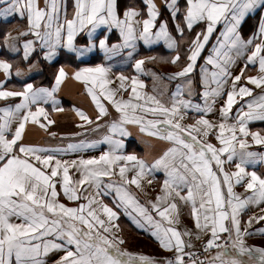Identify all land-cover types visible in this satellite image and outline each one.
<instances>
[{
  "label": "snow or ice",
  "instance_id": "1",
  "mask_svg": "<svg viewBox=\"0 0 264 264\" xmlns=\"http://www.w3.org/2000/svg\"><path fill=\"white\" fill-rule=\"evenodd\" d=\"M71 3L73 10L69 18V0H43V6L37 0H0V18L6 20L18 14L21 19H27L26 29L17 36L6 34L5 45L10 53L20 52L17 41L24 36L32 38L21 41L23 61H29L39 47L43 59L49 63L54 62L60 49L80 61L98 48L105 60H111L121 54L132 58L138 42L152 46L163 41L167 49L176 53L170 62L178 64L182 59L179 47L184 42L186 30L191 33L199 22H206V28L195 32L187 43L184 65L167 77L181 80L171 93L169 104L156 95L143 92L145 83L138 75L129 77L117 73L120 89L126 90L130 80L131 91L128 99H116V90L107 87L112 83L109 79L111 66L97 63L76 70L73 78L84 83L98 110L95 120L100 121L108 114L100 97L109 101L119 116L107 124L96 123L95 130L107 128L101 141L81 140L69 143L66 148L23 142L28 123L42 129L54 123L48 119L43 105L50 103L53 111L63 110L56 93L68 77L65 67L56 69L51 87H37L27 82L20 90H14L8 86L13 63L0 59V71L4 76L0 79V100L20 98L18 103L0 107V264H46L45 257L53 251L63 252L53 264H156L152 257L121 248L125 241L116 235L119 226L112 224L118 219V212L99 199L111 192L115 193L113 199L117 208L132 216L138 227L150 226L151 235L162 248L174 249V259H166L164 264H264V247L247 245L245 240L257 233L264 235V228L255 232L250 230L253 223L264 221V209H261L262 214L249 216L247 223L241 226V213L247 206L264 203V176L247 169L248 165L255 167L257 163H264V153L250 150L246 139L251 136L252 144L264 145V135L250 131L248 127L250 122H264V11L249 38L244 39L240 31L247 14L264 9V0H184L183 8L180 0H165V8L180 39L169 30L167 20L158 23L160 9L154 0H144L146 18L143 19H140L141 11L131 3L121 8L120 0H71ZM221 21L225 22V28L205 58V65L200 67L202 102L196 103L192 99V76L202 50ZM100 28L105 29V34L97 38ZM113 31L116 39L109 43ZM78 35L85 38L84 44L77 43ZM250 47L252 50L246 56L245 66L239 74L233 75L232 65ZM154 59L155 56L135 59L132 68L137 74H147L145 61ZM249 63H258V75H244ZM208 65H211V71ZM33 66L29 64L27 70L16 67L15 76H24ZM152 76L155 81L158 74L152 73ZM229 80L230 88L227 87ZM242 80L255 85L260 93L253 96L252 88L239 83ZM226 88L218 122L207 119V114L214 111L217 99L223 98ZM153 90H156L155 84ZM244 97L249 99L244 100ZM238 101L240 107L233 117V105ZM73 110L84 123H93L81 109ZM189 111L198 115L194 123L185 125L182 121ZM138 112L162 119H148ZM40 117H44L46 123ZM127 125L138 126L141 133L171 142V146L151 163L135 153H124L122 137L131 135ZM210 133L215 134L220 147L207 142ZM97 143L109 145L98 157L67 161L55 155L80 152L94 148ZM233 162L235 171H226L225 164ZM70 167L80 173L78 180L73 181ZM158 170L163 171L165 178L161 193L157 194L155 201L149 202L151 208L168 225H174L179 222L176 198L190 205V214L198 230L196 238L199 239L202 233H210L204 250L217 249L213 256L200 260L196 253L186 252L185 248L192 245L181 238L182 233L174 226L166 227L155 220L149 209L140 204L126 187L135 185L139 188L146 176H153ZM129 173H132L130 177ZM117 174L119 181L109 179L105 182L103 179ZM245 180V190L250 194L241 196L234 191V185ZM58 182L68 200L78 201L82 193L88 192L82 197L87 202L79 203L78 207L59 202ZM74 185L84 187L78 191ZM101 212L107 219L101 218ZM222 233L227 236L222 238ZM183 235L191 236L192 233L185 230ZM222 240L225 242H220Z\"/></svg>",
  "mask_w": 264,
  "mask_h": 264
},
{
  "label": "crops",
  "instance_id": "2",
  "mask_svg": "<svg viewBox=\"0 0 264 264\" xmlns=\"http://www.w3.org/2000/svg\"><path fill=\"white\" fill-rule=\"evenodd\" d=\"M157 7L160 9L159 20H167L169 30L172 32L174 36H177L174 30V21L170 17L169 11L165 8V0H154ZM37 3L40 6H43V0H37ZM131 3L132 6L136 7L141 11L142 15L140 19L146 18V6L144 0H120V6L123 8L124 4ZM181 7H184V0H180ZM2 7V5H0ZM72 3L69 0L68 7V15L71 18L72 14ZM264 9L257 10L254 12H250L246 15L244 21L242 22V27L240 29L241 35L244 39L249 38L253 32L256 30L259 22V16ZM180 18L182 19V13ZM157 23V26H158ZM27 27V19L26 17L21 19L18 14L7 18L6 20L0 18V59H7L11 63H13V75L11 79L8 80V86L14 90H20L24 83L31 82L37 87H51L54 82V72L59 66H64L66 72H68V77L62 82L58 92L56 93L57 99L59 101V106L63 109L62 111L56 112L52 110V105L45 104L43 105L48 112V119H52L54 121L53 124L48 125L46 129L40 128L36 124L28 123L26 125L25 133L23 134V142L27 144L39 145L41 147H49V148H66L69 143H76L81 140L91 142V141H101L103 135L107 133L106 127H101L98 130H95L96 123L107 124L109 121L118 118L119 114L115 111L112 104L100 97L101 103L105 105L108 110V114L103 116L100 121H96L95 117L98 114V110L96 109L94 103L91 100V97L88 95L84 83L81 81H77L73 78V73L78 70L80 67L85 66H94L97 63H104L106 65L111 66V73L109 79H111L112 83L107 85V87L116 90V99H128L130 88V80L127 82L129 87L126 90L120 89L119 81L117 78V73H123L129 77L133 75H138L140 80H143L145 83L143 92L148 94L156 95L158 99H160L165 104L170 103L171 93L176 90V86L181 82L180 79L169 80L167 79L172 73L180 70V68L185 63V52L187 49V43L191 38L195 36V32L201 31V29L206 28V22H199L194 26L191 33H188L186 30V34L184 37V42L180 44L179 51L181 53L182 59L178 64H172L170 62V58L172 55H175V51H171L167 49L166 45L163 41H158L152 46H145L142 42H138V47L132 58H128L126 55L121 54L114 57L111 60H105L103 53L99 51V49H95L93 52L89 53L88 56L82 58V60L78 61L72 54H66L65 50L60 49L57 57L54 58L53 63H49L48 61L43 59V51L37 47L33 54L31 55L29 61L25 62L22 59V44L21 41L24 39H30L31 36L20 37L17 41L18 46L20 47V52L17 54H11L5 45V36L9 34L12 37L17 36V33L25 30ZM225 28V22L221 21L217 24L214 29L212 35L210 36L209 42L205 45V48L202 50L201 56L198 58L197 66L195 68V74L192 76L194 81L193 84V96L192 99L196 103H201V85L199 81L200 76V67L205 65V58L210 55L211 49L213 45L216 43L217 37L220 35L221 31ZM105 34V29L100 28L97 30L96 37L99 38ZM112 39L109 40V43L115 42L116 33L113 31ZM180 39L179 36H177ZM258 42V41H257ZM78 44H84L85 38L82 35H78L77 37ZM252 48L248 49V52L241 57L236 59V62L232 65L231 71L233 75L239 74L240 69L245 66L246 56L250 54ZM127 50H125L126 52ZM264 54V53H262ZM155 56L154 60H146L144 64V68L147 74H137L135 70L132 68V64L135 59ZM29 64H33L31 71L25 72V75L17 78L15 76V68L20 67L22 69L27 70ZM208 70L211 71V65H208ZM152 73L158 74L157 79L154 81ZM258 63L256 65L248 64V67L245 70V76L258 75ZM3 72L0 71V79H3ZM239 83L245 84L246 86L253 89V96H256L260 93V89H257L255 85H251L246 80H242ZM155 84L156 90H153V86ZM231 81L229 80L228 86L230 88ZM99 91V89H97ZM226 91L223 94V98H218L217 103L214 105V111L212 113L207 114L206 118L218 122L219 120V108L224 103V99L226 98ZM187 98V95H185ZM20 98H9L7 101L0 100V107H4L7 104L18 103ZM244 100H248L249 97H244ZM143 102V101H141ZM149 107L152 105L149 104ZM240 107V103L238 101L237 104L233 105V109L231 115L235 117L237 109ZM74 108H79L84 111L90 119L93 121L92 124L84 123L73 110ZM138 115L146 116L148 119L152 118H160L162 117H153L150 113H137ZM197 113L189 111L186 118L182 121L183 124H192L195 122L197 117ZM40 120L43 123H46L44 117H40ZM131 135L128 137H122L124 140V153H135L138 157H141L151 163L155 158H157L160 154H162L163 150L167 147L171 146V142L164 141L158 138H154L150 135L141 133L138 129V126L135 125H127ZM250 131H259L261 135H264V122L255 121L250 122L249 125ZM54 133L55 135H52ZM246 139L250 143V150L264 153V145H255L251 143V136L246 137ZM207 142H211L216 147H220L219 142L215 138L214 133H210L207 137ZM109 145L106 143H97L94 148H88L80 152H65V153H57L55 154L58 159L72 161L78 160L79 158L88 159L91 157H98L103 151L107 150ZM35 163V161H33ZM54 163V162H53ZM39 166V165H38ZM213 167L214 164H213ZM248 171H256L258 175L264 176V163H257L255 167L248 165ZM226 171H235L234 162L232 164H225ZM46 171H50L47 169ZM118 173V169H116ZM69 174L72 177L73 181L78 180L80 178V173L74 168H69ZM132 173H129V177ZM154 177V178H153ZM164 173L162 170L156 171L153 176H146L141 181V186L138 188L135 185H126L131 194L138 200L140 204L149 209L150 214L154 217L155 220L161 221L163 226H174L178 231L182 233V239L186 243H191V248H185V251H193L195 250L199 243L205 241L210 237L209 232L202 233L200 238H196V232L198 231L195 228V222L191 216V207L188 204H185L176 198V203L178 206V220L179 222L174 225H168L167 221H164L161 217H159L155 210L151 208L150 201H155L157 194L161 193V184L164 180ZM58 181L60 177L56 178ZM105 182H108L109 179L119 181L118 174L112 178L104 177ZM151 180L152 183L149 184L148 181ZM244 183L234 185V191L241 196L250 194L245 190ZM78 191L80 188L84 186L74 185ZM59 202L65 204L68 207H78L79 203H86L87 201L83 200V195H88V192H84L81 194V199L78 201H70L67 197L64 196L63 191L60 187L59 182L56 185ZM91 191H95L91 189ZM184 192L187 189L183 190ZM226 194V188L224 189ZM115 193L111 192L106 195H102L99 199H101L105 204L112 207L115 211L118 212V219L112 221V224L119 226V231L116 232V235L120 236L125 242L121 245L122 249H126L129 252L136 253L138 255H146L155 259L156 264H164L165 260L168 259V255L173 250H167L160 246L159 242L151 235V227L145 226L143 228L138 227L132 219V216L125 214L124 210L121 208H117L114 202ZM166 206V205H164ZM261 209H264V203H260L259 205H249L247 208L241 213V226L243 227L247 221L249 216L254 214H262ZM132 211V209H129ZM133 215H136L133 212ZM101 218L107 219V217L100 213ZM16 222H19L18 220ZM228 223V222H226ZM258 228H264V221H257L252 224L251 231H254ZM185 230H188L192 233L191 236L183 235ZM247 245L254 246H262L264 247V235L255 234L245 238ZM59 242V241H58ZM217 249L211 250L206 257L213 256ZM63 255L62 251H53L48 254L46 259V264H53V262L59 258V256ZM204 258V259H205ZM244 260H247V257H243Z\"/></svg>",
  "mask_w": 264,
  "mask_h": 264
},
{
  "label": "built area",
  "instance_id": "3",
  "mask_svg": "<svg viewBox=\"0 0 264 264\" xmlns=\"http://www.w3.org/2000/svg\"><path fill=\"white\" fill-rule=\"evenodd\" d=\"M221 236H222V238H224V237L227 236V233H222ZM220 242H225V241L222 240V241H220ZM204 244H205V241L199 243L198 247H197L195 250L191 251V252L196 253L197 256H198V258H199L200 260H204L206 254H208V253L210 252V251H207V252H206V251L204 250ZM213 249H215V248H213ZM213 249H212V250H213ZM168 259H174V252L169 253V255H168ZM184 259H185V261H187V260H188V257L185 256Z\"/></svg>",
  "mask_w": 264,
  "mask_h": 264
}]
</instances>
